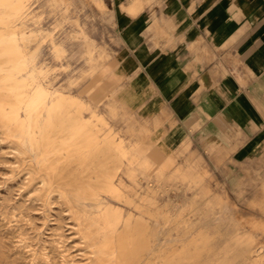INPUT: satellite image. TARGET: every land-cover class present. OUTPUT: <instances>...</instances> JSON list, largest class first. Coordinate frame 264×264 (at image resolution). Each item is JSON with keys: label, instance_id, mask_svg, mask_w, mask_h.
I'll use <instances>...</instances> for the list:
<instances>
[{"label": "rangeland", "instance_id": "obj_1", "mask_svg": "<svg viewBox=\"0 0 264 264\" xmlns=\"http://www.w3.org/2000/svg\"><path fill=\"white\" fill-rule=\"evenodd\" d=\"M114 11L0 0V62L22 67L0 73L17 98L0 99V264H264V149L174 145L130 101ZM62 98L73 114L43 149Z\"/></svg>", "mask_w": 264, "mask_h": 264}, {"label": "crops", "instance_id": "obj_2", "mask_svg": "<svg viewBox=\"0 0 264 264\" xmlns=\"http://www.w3.org/2000/svg\"><path fill=\"white\" fill-rule=\"evenodd\" d=\"M113 6L129 99L164 123L174 145L236 163L264 149V0Z\"/></svg>", "mask_w": 264, "mask_h": 264}, {"label": "bare ground", "instance_id": "obj_3", "mask_svg": "<svg viewBox=\"0 0 264 264\" xmlns=\"http://www.w3.org/2000/svg\"><path fill=\"white\" fill-rule=\"evenodd\" d=\"M26 1V0H25ZM20 5V4H19ZM18 5V6H19ZM22 6V5H21ZM15 7H17V6H15ZM8 12V11H7ZM7 34H10V31H8V32H6ZM1 36H3V34H0V42H2L3 41V37H2V39H1ZM6 44H8V46L10 47V42L8 43H6ZM12 62H14V60H12V59H10V58H8V59H6L5 61H2V62H0V73H2V72H7V73H10V74H12V73H14V71L15 70H17L18 68H22V67H2L4 64H9V63H12ZM5 80V77L2 75L1 77H0V81H4ZM0 89H1V92H0V99H3V100H7V102L8 103H10V104H12V103H14L15 102V99H17L16 97H15V95L14 94H11V90H12V85L10 84V87H4V86H1L0 87ZM78 99V98H77ZM71 106H72V103H70V102H67L65 99H61V101L56 105V107H55V109H57V114H56V121H55V124L54 125H52L51 126V133H50V135L49 134H47V135H45V142H43V149H44V145H46L47 146V144H54V143H58V140L60 139V137L58 136V134H59V131L61 130L60 129V123L61 122H63V120H64V118H65V116L67 117L69 114L70 115H72L73 114V112L71 111ZM86 107V106H85ZM82 112V111H81ZM45 114H46V111L45 110H42L41 111V113H40V115H41V119H40V124H39V127L41 128V126H42V124L44 123V121H45ZM79 116V115H78ZM69 118H74L73 116H69ZM80 126H83L82 124H80ZM97 126V125H96ZM101 126V125H100ZM43 128V127H42ZM80 128H77V130H79ZM77 133H78V137H81V135L82 134H87V136H88V138L90 139V138H93V136H95L94 134L95 133H92L91 131H87L86 133H84V132H82V131H77ZM108 144H110L109 142H108ZM90 150V149H89ZM43 151V150H42ZM83 152V151H82ZM68 154H70V153H68ZM79 154V153H78ZM21 155V154H20ZM23 155V154H22ZM25 155V154H24ZM80 155V154H79ZM27 157V156H26ZM40 158V157H39ZM38 158V159H39ZM127 160V159H126ZM59 162V161H58ZM138 163V162H137ZM46 166V165H45ZM33 167V166H32ZM44 167V166H43ZM58 167V166H57ZM132 167V166H131ZM36 168V167H35ZM41 168V167H40ZM37 169V168H36ZM42 169V168H41ZM44 169V168H43ZM55 171V170H54ZM38 172V171H37ZM56 174V173H55ZM53 175V174H52ZM50 177V176H49ZM40 179V178H39ZM45 179V178H44ZM47 181V180H46ZM51 182V181H50ZM51 185V184H50ZM65 185V184H64ZM44 186V185H43ZM84 186H85V184H84ZM49 188H50V186H49ZM47 191V190H46ZM67 191V190H66ZM74 191V190H73ZM69 192V191H68ZM70 193V192H69ZM101 194V193H100ZM85 195V194H84ZM83 195V196H84ZM72 196V195H71ZM74 196H76V195H74ZM73 196V197H74ZM78 196V195H77ZM66 198V197H65ZM47 199V198H46ZM74 199H76V198H74ZM44 200V199H43ZM46 201V200H45ZM70 201V200H69ZM71 203V202H70ZM69 204V203H68ZM74 205V204H73ZM71 208V207H70ZM73 208V207H72ZM76 208V207H75ZM75 211V210H74ZM99 219V218H98ZM96 221V220H95ZM104 221V220H103ZM114 222H115V220H114ZM105 225V224H104ZM79 229V228H78ZM239 240H241V239H239ZM244 240V239H243ZM249 240V239H248ZM170 241V240H169ZM135 242V241H134ZM237 242H238V240H237ZM239 243V242H238ZM120 244V243H119ZM161 245H163V244H161ZM239 245V244H238ZM248 245V244H247ZM168 247H169V245H168ZM121 248V247H120ZM119 248V249H120ZM159 249H161V248H159ZM165 249H167V248H165ZM168 250V249H167ZM183 250V249H182ZM164 251V250H163ZM162 251V252H163ZM169 251V250H168ZM174 251V250H173ZM170 252V251H169ZM172 252V251H171ZM239 252V251H238ZM174 253V252H173ZM243 253H244V251H243ZM157 254H159L158 252H157ZM259 254V253H258ZM257 254V255H258ZM161 255H162V253H161ZM167 255V254H166ZM153 256H154V254H153ZM159 256V255H158ZM121 257H122V255H121ZM259 257V256H258ZM261 257H262V255H261ZM155 258V257H154ZM215 258V257H214ZM259 259V258H258ZM161 260V259H160ZM103 261V260H102ZM152 261H154V260H152ZM157 261V260H156ZM155 261V262H156ZM105 262V261H104ZM151 262V261H150ZM154 262V263H155ZM227 262V261H226ZM253 262V261H252ZM262 262V261H261ZM215 263V262H214ZM259 263V262H258ZM257 263V264H258Z\"/></svg>", "mask_w": 264, "mask_h": 264}]
</instances>
